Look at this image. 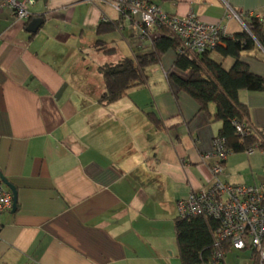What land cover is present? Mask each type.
I'll list each match as a JSON object with an SVG mask.
<instances>
[{"label": "crops", "instance_id": "0c3cea01", "mask_svg": "<svg viewBox=\"0 0 264 264\" xmlns=\"http://www.w3.org/2000/svg\"><path fill=\"white\" fill-rule=\"evenodd\" d=\"M148 1L219 23L228 35L244 29L230 9L264 18V0ZM29 11L18 20L0 9V173L17 193L16 209L0 216V264H181L176 204L211 184L216 159L203 156L221 122L170 85L173 49L155 69L164 73L159 83H149L148 68L145 84L110 105L99 101V67L150 52L155 38L110 4L36 0ZM38 17L44 22L28 32ZM101 23L117 26L99 34ZM98 39L116 51L100 50ZM212 57L227 70L235 63ZM241 58L264 77V47ZM239 98L264 130V91L241 90ZM221 179L264 183V151L229 156Z\"/></svg>", "mask_w": 264, "mask_h": 264}, {"label": "trees", "instance_id": "16d2710c", "mask_svg": "<svg viewBox=\"0 0 264 264\" xmlns=\"http://www.w3.org/2000/svg\"><path fill=\"white\" fill-rule=\"evenodd\" d=\"M243 21L247 29L225 37L224 44L193 58L178 52L182 43L174 33L166 28L159 29L160 35L154 38L150 52L124 57L117 63L99 67L105 85L99 101L110 105L123 98L129 89L145 84L148 68L161 64L165 53L173 49L177 52L174 67L178 71L167 73L170 85L189 94L199 103L201 111L208 113L214 121L221 122L217 136L226 138L227 147L233 153L246 152L254 146L264 151V130L252 125L249 107L239 98L241 90L264 91V77L252 72L241 58L242 52L264 47V18L260 21L258 17L251 16L243 18ZM116 26V23H101L97 32H110ZM96 46L106 53L116 51L102 39L97 40ZM213 52L223 58H235L232 68L225 69L212 57ZM187 71L190 73L185 74ZM210 104L216 106L214 113L210 112ZM150 116L160 127L161 121L153 114ZM235 121L246 129L245 133L238 132ZM211 223L214 221H207L201 216L176 218L175 232L181 264H199L211 256Z\"/></svg>", "mask_w": 264, "mask_h": 264}, {"label": "built area", "instance_id": "2783aa9c", "mask_svg": "<svg viewBox=\"0 0 264 264\" xmlns=\"http://www.w3.org/2000/svg\"><path fill=\"white\" fill-rule=\"evenodd\" d=\"M90 1L110 4L122 17L140 27L144 37H157L161 28L170 30L182 43L178 52L186 53L190 58L224 44L225 37L229 36L225 26L219 23H207L193 13L169 14L148 0ZM35 2L36 0H0V9L9 7L18 20H27L30 17L29 7ZM228 16L244 23L243 18L247 15L230 9ZM258 18L260 21L263 19ZM244 28H248L245 23ZM234 123L238 132H246L241 124L236 121ZM255 150H258L257 146L249 148L246 153L253 154ZM231 153L226 138L215 136L212 150L203 156L204 159H216L210 167L211 184L206 188L193 190L187 197L179 199L176 204L178 217L201 216L207 221H214L211 223V256L199 264H227V251L247 249L253 251L256 264H264V183L223 181L221 177ZM13 202V192L4 183L0 173V216L13 209Z\"/></svg>", "mask_w": 264, "mask_h": 264}, {"label": "rangeland", "instance_id": "374dc122", "mask_svg": "<svg viewBox=\"0 0 264 264\" xmlns=\"http://www.w3.org/2000/svg\"><path fill=\"white\" fill-rule=\"evenodd\" d=\"M149 83L160 82L161 79L164 77V73L162 70L155 71V69L160 68L159 65H154L149 67ZM95 82L97 83V77L94 78ZM259 150H255L257 152ZM246 153V152H245ZM232 152L229 156L233 155ZM226 262L227 264H256L254 253L252 250H229L227 251L226 255Z\"/></svg>", "mask_w": 264, "mask_h": 264}, {"label": "water", "instance_id": "95a60500", "mask_svg": "<svg viewBox=\"0 0 264 264\" xmlns=\"http://www.w3.org/2000/svg\"><path fill=\"white\" fill-rule=\"evenodd\" d=\"M43 22H44V19L42 17L34 18L29 23V25L27 27V31L31 32V33H35L39 29V27L41 26V24ZM3 181L9 188H11V190L13 192V195H14L13 210H15L16 207H17V193H16V189L11 184H9L7 181H5L4 178H3Z\"/></svg>", "mask_w": 264, "mask_h": 264}]
</instances>
